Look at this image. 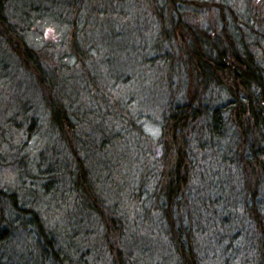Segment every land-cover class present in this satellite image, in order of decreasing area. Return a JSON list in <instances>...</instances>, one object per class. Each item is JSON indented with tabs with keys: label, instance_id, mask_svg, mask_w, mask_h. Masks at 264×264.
<instances>
[{
	"label": "trees",
	"instance_id": "1",
	"mask_svg": "<svg viewBox=\"0 0 264 264\" xmlns=\"http://www.w3.org/2000/svg\"><path fill=\"white\" fill-rule=\"evenodd\" d=\"M115 1L123 3L122 7L127 4L124 0H75L74 13L63 15L69 25L65 46L72 51L83 77L90 78L81 86L72 67L53 55L51 47L38 50L29 44V20L12 21L5 13L7 0H0V45L25 73L28 87L39 94L47 111L46 130L67 155L54 151L44 169L36 163L38 177L44 174L39 178L46 177L47 182H41L40 190H28L41 191L54 200L58 215L65 211L68 218L94 223V233H99L96 256L105 251L109 264H143L139 254L146 255L147 250L142 241L158 233L170 245L168 256L158 253L159 264H164L163 258L170 264H209L211 259L230 264L229 253L239 264H264V4L249 5L243 14L237 13L233 0H140L143 4L139 7L153 15L152 50L162 61L154 59L151 65L160 68L156 66L161 74L159 83H165L163 88L169 91L164 104H159L162 125L155 139L135 121L123 99L99 84L100 75L93 76L87 68L92 44L103 37L105 45H111L109 38L121 35L111 25L113 21L119 24L118 19L122 22L128 13H120ZM84 7L89 8L87 13H81ZM205 11L215 12L207 24ZM137 13L144 12L139 9ZM103 16L106 18L99 23ZM104 39H100L102 44ZM174 78L183 88L179 98L172 93ZM82 93L91 96L90 110L85 108ZM23 109L20 123L11 118L6 129L0 124V168L17 165L22 175H31V156L23 152L24 145L12 143L11 129L26 123L32 136L45 128L30 115L29 108ZM118 124L122 127L117 131L114 127ZM125 130L135 134L139 152L151 153V144L161 151L156 171L144 169L137 183L139 191L130 192L136 205L132 211L105 197L96 163L111 141L119 139L125 145ZM142 141L149 142V151L142 149ZM7 145L19 149L21 157L6 151ZM102 165L108 167L106 161ZM218 170L225 175L218 177ZM153 176L154 185L142 199L145 181ZM105 179L111 184L110 175ZM220 187L230 191L225 193L227 204L218 212L213 195ZM23 192L0 187V264H96L84 257L86 251L74 257L69 243L64 244L69 241L68 232L54 233L42 208L28 204L30 194ZM203 211L209 213L206 218ZM230 212L239 218V236L246 239L245 245H239L242 253L235 255L229 251L237 238L227 229L221 230ZM218 216L221 222H216ZM75 218L72 221L78 222ZM137 223L144 226L143 231L135 228ZM210 229H214V251L208 240L201 241L204 236L211 239ZM27 230L30 241L24 235ZM20 236L26 239L22 251L13 245ZM250 249L252 254H248ZM17 254L23 262L17 261Z\"/></svg>",
	"mask_w": 264,
	"mask_h": 264
},
{
	"label": "rangeland",
	"instance_id": "2",
	"mask_svg": "<svg viewBox=\"0 0 264 264\" xmlns=\"http://www.w3.org/2000/svg\"><path fill=\"white\" fill-rule=\"evenodd\" d=\"M74 1L75 0H7L5 13L9 15L12 21H22V18L26 17L29 20V28L26 35L29 44L38 50L43 49L45 46L51 47L50 51L53 52V55L55 54L58 58H60L65 65L72 67V71H74L75 75L79 77L77 80L80 82V85L85 86L87 84V80L85 79L90 78L88 76L83 77L82 71L74 62L75 60L72 56V51L70 52L69 48L66 47L67 45L65 46V37L69 32V25L63 18V15L67 13H74ZM124 1L127 2L125 7H122L123 3L121 4L120 2L119 4L116 1L114 5H118L117 10L120 13L121 11L122 13H128V16L123 18L121 22V19H118L116 15L115 17L118 19L119 24L115 22V25L112 18L113 25H111L114 31H116V33H121V35L116 38L110 37L109 44L111 45H105L104 41L107 40L99 36L100 39H104V43L102 44L101 40L98 39L99 37H96L95 39H98V42L96 41V44H92L90 47L92 58L87 62V68H89L90 74L93 75L98 73L100 75L98 80L99 84H102L105 88L111 90L115 94L116 98H119L120 100L123 99L121 101L125 104L124 107L130 109L131 116L135 117V121L139 125L143 126L147 135L150 134L155 139H158L161 133L162 125V108L160 105L164 104L163 101H165L164 99H166L169 91L166 88H163L165 83H159L158 77L161 75L158 70L159 67L156 65L158 67L156 68V66L151 65L154 59L158 60V54L152 50V42L155 40L154 35L156 27L153 25V15L144 7H139V5L143 4L140 0H137V2L136 0H134V2L133 0ZM231 2H235L237 5V13L243 14L246 13V9L249 5L254 7L262 3L264 4V0H233ZM84 8L86 11L84 9V12L81 11V13H87L89 10L88 7ZM139 9H141L144 13L135 14L136 11H139ZM205 12L206 13L203 14V17L205 19V23L207 24L212 19V15H214L215 12ZM131 13H134L136 17L132 16ZM105 18L106 16H103L99 23L103 22ZM241 18H244V16L241 15ZM139 19L141 22L137 23ZM104 23L106 24L107 21ZM98 27L100 29L103 28L99 25ZM139 28H141V31H139ZM88 36L91 37V34ZM3 48L4 46L0 45L1 127L6 129L4 125L6 126L5 123L11 118H14L18 123H20L23 120V107L26 106L29 108L28 112L30 115L35 116L38 121L37 123L45 129L38 130L35 132V135L32 136L31 133L28 135V124L26 125V123L25 126L22 125L21 128L16 126L11 129L13 131L11 136L14 137V139L12 141L10 138L11 136H8L9 140L12 141L15 147L21 145L23 148L24 145L25 151L23 152L29 153L31 156V175H22V172L19 171L17 165L15 167L4 165L0 168V187L5 190H12L14 188L24 190L22 194H30V197L28 196V204H34L35 206H39L40 209L42 208L43 217L46 219L49 228L52 229L54 233L57 231V235L58 233H61V235L64 234V230L68 232L70 238L69 241L66 240V243L64 241V244L69 243L70 248L68 249L71 254L73 253L74 257L78 258L80 257V254L82 256L86 251V255L84 257L88 259L90 263L94 260V262L96 261V264H109V257L106 255L105 251H100V257L96 256V248H99V244L97 243L99 233H94L96 230L94 223H91L89 219L78 221L79 219L76 216V218H68L65 211H61L58 215L55 212L57 210V205L56 202L54 203V200L51 201V198L43 195L41 191L33 190V192L32 190H28L29 188H37L40 190L41 182H47L46 177V179L43 178L42 180L39 178L44 176V174H41V176L38 177L39 174L36 170V163L41 165L44 169L48 160L52 159L54 151L62 154L63 150H61L60 147H57V142L54 141L53 138H50L49 131L46 130V125L48 124L46 120L47 111L41 103L39 94L35 90H31V88L28 87L25 73L20 71L16 60L4 51ZM161 54L163 57L165 52ZM104 59L107 60L103 62ZM157 62L162 64V61L158 60ZM83 79L84 81H82ZM173 84L174 88L172 93L176 96V98L181 97L183 88H180L178 85L177 78H174ZM160 86L162 88H160ZM81 95L82 101L84 104L86 103L85 108L90 110V108L93 107V103H91V96L87 93H82ZM121 127L122 125L118 124L115 125L114 128L118 131ZM44 130L46 131L43 132ZM1 132L2 131L0 130V134ZM123 133L125 134V138L123 137L125 145H122L123 142L119 139L111 141L109 148L106 149V152H102L98 155V161H96V163L100 169L98 174L101 173L104 181V183L102 182V185L105 190V197L110 198L111 202L117 201L121 208L132 211L136 205L133 200L130 199V192L138 188L137 183L139 184L141 181L139 179L144 169L148 168L152 169L154 172L156 171V164L161 156V151L158 146L152 148L153 145L151 144V149H153L150 151L151 153H144L143 150L139 152L135 134L128 132L127 130L123 131ZM41 134L47 137H42ZM108 135L113 136V133L109 132ZM142 145V149L146 148L148 150L150 144L147 141H142ZM55 146L57 148L56 150H53V147ZM6 151H11L12 155L15 156L19 153L18 157H21L20 150H12L9 145L6 146ZM63 155H65L63 157L67 156L64 153ZM35 160H37V162ZM105 161L108 164L107 168L102 165ZM218 171V177H221L226 173L223 170ZM109 175L112 178L111 184L108 182L105 183V177H109ZM154 181L155 176L151 177L150 180L146 179L143 186V194L141 196L142 199H145L148 196V193L151 191V187L154 185ZM229 191L230 188L220 187L214 193V206L218 212L221 211L222 204H224V206L227 204L226 201L228 200V197L225 193H229ZM230 201L231 200L229 199V202ZM208 214L209 213L207 211L205 213L203 211L204 218H206ZM231 214H227L226 219H223L222 224L225 228L222 227L221 230L227 229L232 232L235 238H237L234 239L235 247L230 249V251L228 249L229 252L235 251L233 254L235 255L236 253L242 251L239 248V245L241 247L245 245L246 239L243 236V238H240L239 236V234H241V229L238 227L239 218L236 214ZM74 218L78 222H73L72 220ZM221 220V216L216 217V222H221ZM30 225L32 227L29 226V228L32 230L34 226L31 223ZM136 225V229L139 228V230H144V226H140V223H137ZM66 226L71 227L66 228ZM29 233V230L24 233L28 241H30ZM208 236L211 237V239L204 236L201 238V241L205 242L208 240L207 243L209 242L211 244L210 248L214 251V229H210ZM144 237H146L144 239H147V236ZM25 240V237L22 238L21 236L16 238V240L14 239V248L21 249L22 251ZM143 243H145L144 251L147 250L146 255L139 254L143 264H151V262L159 264V261L156 259L158 253L163 256L169 255L170 245L160 233L155 236H151L150 240H147V242L146 240H144V242L142 241V244ZM248 244L250 245V240L248 241ZM252 253L253 250L251 251L250 249L248 254ZM228 257H230L231 260V262H229L230 264H239L238 260L232 259V254L229 253ZM15 258L18 262L22 261L20 259L21 255L19 254H17ZM164 261L165 260L163 258L161 261L162 263L170 264L169 260L167 263ZM211 261H214V263L217 262V264H223L219 263L216 259H211ZM211 261L209 264H213Z\"/></svg>",
	"mask_w": 264,
	"mask_h": 264
}]
</instances>
